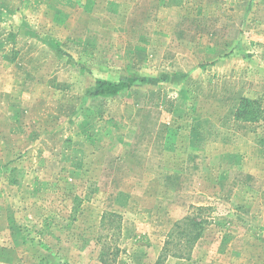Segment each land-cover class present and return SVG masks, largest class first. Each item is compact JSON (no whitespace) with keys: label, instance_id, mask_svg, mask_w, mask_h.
Returning <instances> with one entry per match:
<instances>
[{"label":"rangeland","instance_id":"1","mask_svg":"<svg viewBox=\"0 0 264 264\" xmlns=\"http://www.w3.org/2000/svg\"><path fill=\"white\" fill-rule=\"evenodd\" d=\"M242 97L264 0H0V264H264Z\"/></svg>","mask_w":264,"mask_h":264},{"label":"trees","instance_id":"2","mask_svg":"<svg viewBox=\"0 0 264 264\" xmlns=\"http://www.w3.org/2000/svg\"><path fill=\"white\" fill-rule=\"evenodd\" d=\"M139 81H141L140 84L144 83L142 80ZM136 82L137 80L135 78H125L118 81L97 80L94 86L95 91L93 92V95L95 97H113L120 92L132 88L135 86ZM235 120L242 122H254L257 120L264 121V109L261 108L258 101L242 97L235 112Z\"/></svg>","mask_w":264,"mask_h":264}]
</instances>
